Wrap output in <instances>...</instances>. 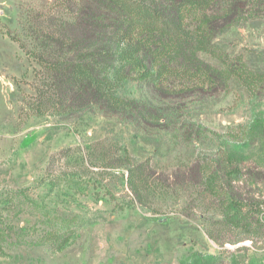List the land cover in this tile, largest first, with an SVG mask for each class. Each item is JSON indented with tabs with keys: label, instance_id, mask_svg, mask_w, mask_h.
Here are the masks:
<instances>
[{
	"label": "rangeland",
	"instance_id": "1",
	"mask_svg": "<svg viewBox=\"0 0 264 264\" xmlns=\"http://www.w3.org/2000/svg\"><path fill=\"white\" fill-rule=\"evenodd\" d=\"M73 1L0 0V264H198L216 255L212 264H264V241L230 242L195 167L231 158L235 183L264 207V178L246 173L264 169V141L241 140L242 127L264 117V14L215 35L190 15V53L219 71L218 91H200L213 80L179 57L166 83L177 96L158 100L129 73L120 95L160 113L131 122L98 105L71 112L54 90L45 36L74 21Z\"/></svg>",
	"mask_w": 264,
	"mask_h": 264
},
{
	"label": "trees",
	"instance_id": "2",
	"mask_svg": "<svg viewBox=\"0 0 264 264\" xmlns=\"http://www.w3.org/2000/svg\"><path fill=\"white\" fill-rule=\"evenodd\" d=\"M67 9L75 13L74 21L61 25L57 35L45 36L46 49L41 55L54 90L69 102L71 112L98 105L131 122H143L160 113L151 101L120 95L118 83L129 73H138L158 100L177 96L179 92H170L166 83L167 73L176 72L173 65L179 57V65L213 80L209 87L197 86L200 91L206 95L218 91L219 71L190 53L192 46L186 37L190 15L198 19L205 34L215 35L245 14H264L261 0H79L67 4ZM109 68L117 77L113 81ZM241 135L247 146L262 143L264 117L255 114L242 127ZM195 167L199 182L223 212L230 242L264 241V207L256 193L235 183L240 168L234 161L214 157L198 161ZM246 173L254 181L264 178V169L256 166H248ZM219 259L221 255L210 257L211 261ZM211 261L200 259L198 264Z\"/></svg>",
	"mask_w": 264,
	"mask_h": 264
}]
</instances>
